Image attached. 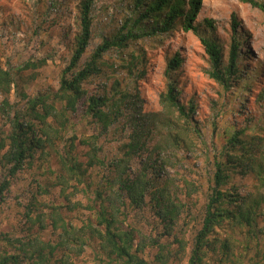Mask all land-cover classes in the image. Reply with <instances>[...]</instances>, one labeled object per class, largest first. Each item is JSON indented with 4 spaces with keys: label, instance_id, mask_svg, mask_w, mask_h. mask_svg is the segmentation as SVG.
Segmentation results:
<instances>
[{
    "label": "trees",
    "instance_id": "1",
    "mask_svg": "<svg viewBox=\"0 0 264 264\" xmlns=\"http://www.w3.org/2000/svg\"><path fill=\"white\" fill-rule=\"evenodd\" d=\"M94 1L82 0L79 5L80 29L72 47V57L62 70L57 90L36 96L23 92L25 103L11 115L6 104L16 78L11 69L0 64V94L7 96L1 105V114L9 125L5 131L0 129V152L4 150L0 154V170H6V179L0 184V193L10 184L7 177L14 176L38 152L58 157L61 169L56 178L63 193L70 180L82 183L87 178L89 168L102 167L105 174L101 179L95 184L88 182L86 185L89 192L94 194L87 205L91 216L81 226H77L72 221H66L61 213L55 212L52 223L53 230L58 231L55 241L37 235L21 237L0 231V264H80L79 257L90 246L96 247L94 264H170L180 253H185L188 247V264H214L211 257L215 255L219 256V264L229 260L233 264H245L246 261L250 264H264V229L260 225L264 216L262 119L258 122L251 120L241 126H224L221 130L214 121L216 126L211 137H224V140H216L212 145L211 168L202 190L205 201L202 211L198 213L199 219L196 216L198 222L191 238L183 232L184 224H188L185 218L192 212L188 200L192 194L189 183L184 199L178 197L176 187L172 191L171 183L166 180L161 182L156 175L163 169V162H159L157 157L143 162V169L136 175L132 174L130 165V161L142 150H148L144 136L151 133V123L157 126L158 122H162L163 125L160 123L159 126L168 130L161 142L154 143L153 149L157 152L162 150L164 141L166 146L172 143L179 148L189 146L187 144L190 143L183 139L192 129L198 136H203L202 127L195 124V103L178 99L174 81H170L168 90L161 93V102L165 105L163 111L146 114L144 121L135 119L133 135L123 145L128 149L122 157L115 155L108 159L102 156L98 136L91 135L80 140L88 147L87 160L81 161L72 153L76 138L71 136L68 139L66 135L73 126L72 114L78 110L82 99L88 102L87 115H91L104 131L119 116L117 111L123 110L119 106L114 111L105 110L109 102L117 106L118 101L124 103L127 99L126 92L117 89L115 83L101 95L86 96L85 83L91 77L105 73L103 65L106 64V52L114 47L125 48L131 40L148 34L172 32L176 27L185 32H193L199 38L211 64V77L226 88L232 86V80L236 82L242 77V91L245 92V88L248 90V78L240 73L242 52L241 40L236 33L239 25L236 14H232L233 35L226 61L225 46L205 31L214 28L213 19L206 18L204 24L197 22L203 0H132L138 16L133 18L130 27L131 18L125 20L119 32L104 38L84 60L83 56L92 39ZM241 1L264 11V3L258 0ZM145 22L152 24V30L136 32L135 28L143 30L140 25L144 24L145 27ZM141 60L138 59V64L133 62V65H129L130 73L141 71ZM181 61V55L176 52L168 60L167 71L170 73L177 70ZM109 65L114 66L113 63ZM35 66L36 63L27 61L20 69ZM250 97H254L255 103L264 111V87ZM226 105L227 102H224L221 106ZM63 141L70 144L61 153L58 145ZM182 143L186 145L181 146ZM50 172L56 173L54 169H50ZM236 174H254L257 180L254 190L242 192L233 183ZM43 190L48 191L45 188ZM77 192L75 190L73 194ZM66 199L69 202L62 207L69 211L82 206L80 201L72 203L68 194ZM148 205L157 213L154 222L156 235H147L141 228L127 222L129 209ZM148 246L157 250L153 258L146 254ZM238 247L240 250L237 252Z\"/></svg>",
    "mask_w": 264,
    "mask_h": 264
},
{
    "label": "rangeland",
    "instance_id": "2",
    "mask_svg": "<svg viewBox=\"0 0 264 264\" xmlns=\"http://www.w3.org/2000/svg\"><path fill=\"white\" fill-rule=\"evenodd\" d=\"M81 1L0 0V64L11 69L16 78L10 94L6 96L8 99L6 107L11 115L25 103L22 98L23 92L29 96H36L60 87L62 70L70 62L75 37L80 29ZM258 1L264 3V0ZM233 13L239 20L236 33L241 40L240 73L248 78L246 81L250 85L248 90L245 88V92L242 91L244 83L242 77L236 82L232 80L230 88L224 87L211 77L209 73L211 64L199 38L193 32H185L176 27L172 32L148 34L131 40L125 48L114 47L106 52L104 55L106 64L103 65L105 73L95 75L85 83L86 96L101 95L109 91L115 83L117 89L126 92L127 99L124 103L118 101L117 106L109 102L105 110L114 111L118 106L123 110L117 111L119 116L104 131L94 122L91 115H87L88 102L82 99L78 110L72 114L73 126L66 134L68 139L71 136L76 138L72 153L81 161L87 160L88 147L80 140L91 135L98 136L102 156L108 159L115 155L122 157L128 149L123 145L133 135L135 119L140 118L144 121L146 114L163 111L165 105L161 102V93L168 90L170 81H174L178 99L182 102L195 103L197 121L195 124L202 127L203 136H198L199 134L192 129L187 135L182 133L183 140L188 141L189 146L179 148L175 143L166 146L164 141L162 150L157 152L153 149L154 143L161 142L163 137L167 136L168 130L159 126L160 123L163 125L162 122H158L157 126L151 123V133L144 136L148 150H142L130 161V165L132 174L136 175L143 169V162L157 157L159 162H163V169L156 175L161 182L169 181L171 190L174 191L176 187L178 197L184 199L189 183L192 194L188 200L192 212L185 218L188 224H184L183 227V232L188 238H191V233L198 222L196 216L199 219L198 213L202 211L205 201L202 190L205 188L211 168L212 145L216 140H224V137H211L216 126L214 121L220 130L224 126L245 125L251 120L264 121V111L255 103L254 97H250L264 87V11L241 0H203L197 22L204 24L206 18L213 19L214 28L205 31L225 46L224 59L227 61L233 35L231 20ZM92 15L94 17L92 39L83 56L84 60L104 38L119 32L125 20L129 18L130 27L138 13L134 10L132 0H95ZM140 27L142 31L138 28H135V31H150L153 26L150 22H145V27L144 24ZM176 52H179L182 61L177 70L169 73L168 60ZM138 59H142L139 67L141 71L130 73L129 65H133V62L138 64ZM27 61L36 63V66L20 69ZM110 63L114 66L110 67ZM6 97L0 94L2 131L9 128L1 114V105ZM224 102H227L225 107L221 106ZM220 109L223 110L218 112ZM69 144L66 141L59 143L60 152L64 153V148H68ZM183 145L186 143H182L181 146ZM3 152L4 150L0 154ZM50 169H54L56 173H51ZM60 169L61 164L57 156L49 157L38 152L14 176L7 177L10 184L2 194L0 193V231L21 237L37 235L45 240L55 241L58 236V231H54L52 225L55 212L61 213L66 221H72L77 226L88 220L91 213L87 205L94 194L89 192L86 185L88 182L97 183L105 174V170L102 167L89 168L85 181L79 183L77 180H70L63 193L62 186L58 184L56 178ZM5 172L4 168L0 170V184L6 179ZM233 183L245 192L254 190L257 180L254 174L246 176L236 174ZM44 188L48 191L44 192ZM75 190H78L76 195L73 194ZM67 194L72 203L80 201L82 206L72 211L62 207L69 202L66 199ZM156 215V211L150 205L131 208L127 222L141 228L147 235H156L154 228ZM260 225L264 229V216L260 220ZM173 247L176 248L177 244ZM239 250V247L236 248L237 252ZM156 251L155 248L148 246L146 254L153 258ZM189 251L190 247L185 253H180L179 257L172 259L170 264H188ZM211 258L214 264H219L218 255ZM78 262L96 263V247H86ZM224 264L233 263L229 260ZM245 264L250 262L246 261Z\"/></svg>",
    "mask_w": 264,
    "mask_h": 264
}]
</instances>
